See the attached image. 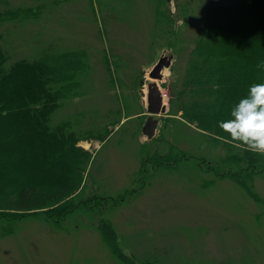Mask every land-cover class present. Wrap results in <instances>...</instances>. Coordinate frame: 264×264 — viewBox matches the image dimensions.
Listing matches in <instances>:
<instances>
[{
    "label": "rangeland",
    "instance_id": "rangeland-1",
    "mask_svg": "<svg viewBox=\"0 0 264 264\" xmlns=\"http://www.w3.org/2000/svg\"><path fill=\"white\" fill-rule=\"evenodd\" d=\"M7 1L0 2V9L37 5L33 0ZM241 1H44L34 20L0 27L7 35L0 45L10 63L33 60L51 47L88 51L90 69L82 95L64 100L52 113V125L81 116L79 127L97 132L119 119L108 126L105 139L78 143L91 158L72 196L74 213L53 218L50 209L55 206L23 213L0 209L5 212L0 218V264H264V155L235 149L169 114L177 78L173 71H184V45L193 46L205 10ZM248 1L251 21L264 7L258 0ZM247 27L250 32L238 30L237 39L222 40L246 49V59L252 50L264 53V47L254 44L264 40V34L256 33L260 26L250 22ZM163 56H173L157 81L166 95L167 113L159 117L156 140H148L143 92L148 93L154 82L150 73ZM212 70L232 72L228 66L219 71L214 63ZM247 91L226 100L239 101ZM213 109L207 102L199 107L210 118ZM170 149L178 160L172 168L151 163L155 152ZM105 232L112 235L106 238Z\"/></svg>",
    "mask_w": 264,
    "mask_h": 264
},
{
    "label": "trees",
    "instance_id": "trees-1",
    "mask_svg": "<svg viewBox=\"0 0 264 264\" xmlns=\"http://www.w3.org/2000/svg\"><path fill=\"white\" fill-rule=\"evenodd\" d=\"M33 1L37 3L36 9L10 4L0 9V27L34 20L44 9V1L61 4L70 0ZM258 1L264 7V0ZM245 4L246 0H242L235 7L217 5L206 9L193 46L184 45V50H188L184 71H173L177 78L172 84L169 114L180 116L203 134L226 135L217 123L229 118L231 108L238 102L226 99L244 93L245 88L260 83L264 77V68L257 67L264 62V53L252 50L246 59L243 53L246 49H241L238 43H222L225 38L237 39L240 29L250 32L251 28L247 27L250 22L260 26L256 33L264 34V9L258 17L251 15L249 21ZM4 32L0 30V42L7 37ZM254 44L264 47V40L256 39ZM89 56L86 49L57 51L51 47L33 60L18 59L10 63V56L0 45V209L23 213L55 206L50 209L53 218L76 211L72 196L80 188L91 158L78 143L103 140L109 132L108 126L119 123V119H113L106 131L104 128L97 132L79 127L81 116L51 124L52 113L64 100L82 95L90 69ZM213 63L219 71L228 66L232 72H213ZM244 69H249L248 75H244ZM222 97L224 101L220 100ZM204 102L214 108L212 118L199 111ZM150 160L164 168H172L178 162L171 149L163 154L155 152ZM0 212L3 218L5 212ZM111 235L105 232L106 238ZM112 243L119 252L118 245Z\"/></svg>",
    "mask_w": 264,
    "mask_h": 264
},
{
    "label": "clouds",
    "instance_id": "clouds-1",
    "mask_svg": "<svg viewBox=\"0 0 264 264\" xmlns=\"http://www.w3.org/2000/svg\"><path fill=\"white\" fill-rule=\"evenodd\" d=\"M264 68V62L257 65ZM226 135H217L235 149L264 155V83H253L247 94L230 110L229 118L217 123Z\"/></svg>",
    "mask_w": 264,
    "mask_h": 264
},
{
    "label": "water",
    "instance_id": "water-1",
    "mask_svg": "<svg viewBox=\"0 0 264 264\" xmlns=\"http://www.w3.org/2000/svg\"><path fill=\"white\" fill-rule=\"evenodd\" d=\"M172 59L173 56H163L150 73V78H152L154 82L150 83L148 87L147 111L149 118L143 127V134L148 140H152L156 135L159 117L167 113V105L164 103L162 90L157 81H162L164 71L171 67ZM143 95L146 96V93L143 92Z\"/></svg>",
    "mask_w": 264,
    "mask_h": 264
},
{
    "label": "bare ground",
    "instance_id": "bare-ground-1",
    "mask_svg": "<svg viewBox=\"0 0 264 264\" xmlns=\"http://www.w3.org/2000/svg\"><path fill=\"white\" fill-rule=\"evenodd\" d=\"M165 73V72H164ZM146 96H147V94H146Z\"/></svg>",
    "mask_w": 264,
    "mask_h": 264
}]
</instances>
